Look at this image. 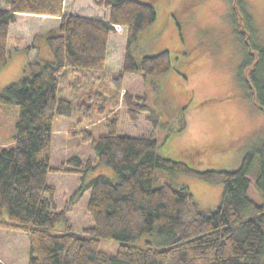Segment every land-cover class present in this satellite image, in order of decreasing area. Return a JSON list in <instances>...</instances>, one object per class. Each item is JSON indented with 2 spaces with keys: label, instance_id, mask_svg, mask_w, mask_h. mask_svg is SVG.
I'll use <instances>...</instances> for the list:
<instances>
[{
  "label": "trees",
  "instance_id": "16d2710c",
  "mask_svg": "<svg viewBox=\"0 0 264 264\" xmlns=\"http://www.w3.org/2000/svg\"><path fill=\"white\" fill-rule=\"evenodd\" d=\"M64 5L65 0H0V69L8 64L10 27L18 14L59 18L58 31L43 35L54 62L29 60L26 75L0 93V112L5 105L19 108L14 143L0 147V229L27 237V264H264V199L256 204L247 195L249 156L234 171H201L158 156L151 136L118 133L115 111L124 75L154 77L171 68L167 50L138 61L130 52L138 35L156 20L152 4L99 1L97 5L108 9L107 20L63 14ZM232 14L234 21V10ZM115 26L126 29L127 45L121 70L112 75L105 66ZM241 42L240 80L248 99L264 112V47L254 39ZM141 100L122 95L133 121L146 110ZM73 112L79 114L75 128L104 119L108 131L97 138L87 129L70 131L83 133L95 157L83 162L74 156L67 160V167H52L55 121ZM97 167L112 169L118 179L98 176L78 188L79 195L90 193L86 210L93 225L77 233L68 211L57 209L56 188L48 176L51 172L85 175ZM157 168L222 185L219 205L204 213L186 187L169 183L153 187ZM255 183L264 197V159ZM57 225L62 229L54 234ZM155 232L164 239L162 247L137 244ZM103 240L118 244L114 255L99 249Z\"/></svg>",
  "mask_w": 264,
  "mask_h": 264
},
{
  "label": "rangeland",
  "instance_id": "374dc122",
  "mask_svg": "<svg viewBox=\"0 0 264 264\" xmlns=\"http://www.w3.org/2000/svg\"><path fill=\"white\" fill-rule=\"evenodd\" d=\"M99 1L102 0H65V8L73 14L107 20L108 9L97 5ZM138 1L152 4L156 20L130 46L131 55L138 61L167 50L171 68L154 77L124 75L121 100L115 111L118 133L131 137L151 136L156 140L158 156L185 162L201 171H234L249 156L246 173L251 184L247 195L256 204L261 203L264 197L255 179L264 159V112L248 99L239 68L243 59L242 39L249 43L254 39V43L264 47V0ZM232 10L236 13L234 21ZM18 20V26L13 29L16 36L22 34L25 39L28 37L33 41L38 60L53 63L54 57L49 60L52 52L43 35L57 32L59 21L33 17ZM120 28L114 29L109 39L110 61L106 71L112 75L121 70L127 45L126 29ZM15 34L9 37L11 47L20 41L14 39ZM22 45L24 49L12 52L7 66L0 69V93L26 75L25 64L19 58L24 55L14 56L32 50L26 43ZM124 93L139 96L146 106L135 121L130 119L122 104ZM18 115V106L2 107L0 147L13 145ZM78 118L79 114L73 112L71 117L55 121L52 167L65 166L74 156L83 162L95 157L91 143L82 139L83 133L71 134L70 131L87 129L97 138L108 131L105 121L102 119L93 125L84 122L78 129L73 126ZM98 176L113 182L118 179L117 174L107 167H97L85 175L49 173V184L56 188L57 209L68 211L69 221L77 233L93 225L86 210L90 193L86 191L79 195L78 188ZM162 183L186 187L198 209L204 213L214 211L222 198V185L157 168L152 186L158 187ZM61 229L62 226L57 225L53 233L59 234ZM145 242L162 247L164 239L155 232L144 235L137 244ZM117 246L114 241L103 240L99 249L114 255ZM27 259V237L18 231L0 229V263L27 264ZM261 261L264 263V256Z\"/></svg>",
  "mask_w": 264,
  "mask_h": 264
},
{
  "label": "crops",
  "instance_id": "0c3cea01",
  "mask_svg": "<svg viewBox=\"0 0 264 264\" xmlns=\"http://www.w3.org/2000/svg\"><path fill=\"white\" fill-rule=\"evenodd\" d=\"M66 5L64 6V9H63V14H73V13H70V12H67L66 11ZM74 15H78V16H80V17H84V18H89V19H91L89 16H87V15H79V14H74ZM22 17H33V18H43V19H56V20H58L59 21V18H49V17H43V16H32V15H26V14H18L17 15V21H16V23L14 24V25H12L11 27H10V35H12L13 36V34H15L13 31V29H14V27H16V25L18 26V23H19V20L18 19H20V18H22ZM104 20V19H103ZM39 33L37 32L36 33V35H38ZM17 34H15L14 35V39H18V40H20V41H17L16 42V46L15 47H11V45L9 46V44H8V55H9V58H11V55H13L12 54V52H17V51H20V50H23L24 49V47H23V43H26V45L28 46V47H31V51L29 52H27V54L26 53H23V54H17V53H15V55L14 56H16V55H24V56H19V58L21 59V61L23 62V64H25L26 65V63L29 61V60H32V59H38V54H36V51H35V48L33 47V41H30L29 39H28V37H27V39H25L26 37L24 36V35H20V36H16ZM17 37H19V38H17ZM25 37V38H24ZM25 39V40H24ZM9 41H10V38H9ZM11 41H13V40H11ZM114 54L117 56V54H118V51L115 49L114 50ZM51 55V56H50ZM48 57H49V60H53V55L52 54H50ZM47 57V58H48ZM115 57V56H114ZM113 57V58H114ZM110 61V59H109V46H108V49H107V61H106V65H107V63ZM105 68H106V66H105ZM107 70V69H106Z\"/></svg>",
  "mask_w": 264,
  "mask_h": 264
},
{
  "label": "built area",
  "instance_id": "2783aa9c",
  "mask_svg": "<svg viewBox=\"0 0 264 264\" xmlns=\"http://www.w3.org/2000/svg\"><path fill=\"white\" fill-rule=\"evenodd\" d=\"M120 27L119 26H115V29H119ZM120 30H121V28H120Z\"/></svg>",
  "mask_w": 264,
  "mask_h": 264
}]
</instances>
